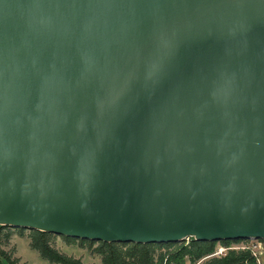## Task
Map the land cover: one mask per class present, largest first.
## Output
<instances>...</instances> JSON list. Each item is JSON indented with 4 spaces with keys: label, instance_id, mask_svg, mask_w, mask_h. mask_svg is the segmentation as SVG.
I'll list each match as a JSON object with an SVG mask.
<instances>
[{
    "label": "water",
    "instance_id": "water-1",
    "mask_svg": "<svg viewBox=\"0 0 264 264\" xmlns=\"http://www.w3.org/2000/svg\"><path fill=\"white\" fill-rule=\"evenodd\" d=\"M0 225L264 241V0H0Z\"/></svg>",
    "mask_w": 264,
    "mask_h": 264
},
{
    "label": "trees",
    "instance_id": "trees-1",
    "mask_svg": "<svg viewBox=\"0 0 264 264\" xmlns=\"http://www.w3.org/2000/svg\"><path fill=\"white\" fill-rule=\"evenodd\" d=\"M10 227L0 225V244L1 241L8 238V232H3ZM16 230H22L17 228ZM30 232L28 246L35 250L38 256L46 260L50 264H83L78 259H73L56 250L49 241L51 233L28 229ZM67 241L86 242L87 247L91 251L101 255V264H183L185 259L190 262H196L201 257L208 254L215 242H201L189 239L188 242L180 243H116L101 242L82 239H74L70 237L60 236ZM232 241V240H231ZM235 241V240H233ZM243 241V240H242ZM220 242H230V240H222ZM96 243L94 247H91ZM173 251L163 252L160 247H172ZM11 263L3 255L0 248V264ZM200 264H255L254 258L247 251H228L223 256L211 257L204 260Z\"/></svg>",
    "mask_w": 264,
    "mask_h": 264
},
{
    "label": "rangeland",
    "instance_id": "rangeland-1",
    "mask_svg": "<svg viewBox=\"0 0 264 264\" xmlns=\"http://www.w3.org/2000/svg\"><path fill=\"white\" fill-rule=\"evenodd\" d=\"M17 228L10 227L3 230L8 232V238L1 241L0 248L3 251V255L11 263L8 264H50L46 260L40 258L37 252L28 246L30 232L28 229L22 228V230H16ZM49 241L52 246L73 259H78L83 264H101V255L99 253L91 251L87 247L86 242L67 241L62 239L58 235H50ZM190 238L181 241L183 244L188 242ZM222 241V240H221ZM225 241V240H224ZM180 243V242H177ZM176 243V244H177ZM96 243H93L91 247H94ZM161 251L172 252V247H160ZM220 250V251H218ZM247 251L254 258L255 264H264V241L263 240H235L230 242L215 241L212 250L201 257L196 262H190L185 259L183 264H200L204 260L211 257L223 256L228 251ZM3 260V259H1ZM3 264H7L6 261H2ZM164 262H162L163 264ZM168 264H171L170 262Z\"/></svg>",
    "mask_w": 264,
    "mask_h": 264
},
{
    "label": "built area",
    "instance_id": "built-area-1",
    "mask_svg": "<svg viewBox=\"0 0 264 264\" xmlns=\"http://www.w3.org/2000/svg\"><path fill=\"white\" fill-rule=\"evenodd\" d=\"M187 239V238H186ZM218 251H220V250H218Z\"/></svg>",
    "mask_w": 264,
    "mask_h": 264
}]
</instances>
